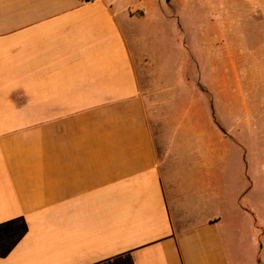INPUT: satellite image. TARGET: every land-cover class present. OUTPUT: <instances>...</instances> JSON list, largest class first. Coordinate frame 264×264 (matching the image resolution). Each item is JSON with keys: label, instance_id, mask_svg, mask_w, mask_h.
Returning a JSON list of instances; mask_svg holds the SVG:
<instances>
[{"label": "crops", "instance_id": "crops-1", "mask_svg": "<svg viewBox=\"0 0 264 264\" xmlns=\"http://www.w3.org/2000/svg\"><path fill=\"white\" fill-rule=\"evenodd\" d=\"M190 4L0 0V264H264L249 163L167 165L148 120L140 26Z\"/></svg>", "mask_w": 264, "mask_h": 264}, {"label": "rangeland", "instance_id": "rangeland-1", "mask_svg": "<svg viewBox=\"0 0 264 264\" xmlns=\"http://www.w3.org/2000/svg\"><path fill=\"white\" fill-rule=\"evenodd\" d=\"M176 13L172 22L151 17L141 24L136 44L135 67L160 158L181 168L199 162L206 176L214 157L229 179L224 186L246 161L255 184L252 199L259 205L264 0H191Z\"/></svg>", "mask_w": 264, "mask_h": 264}]
</instances>
